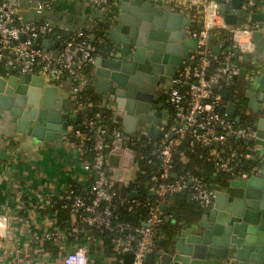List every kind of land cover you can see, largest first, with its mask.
Returning a JSON list of instances; mask_svg holds the SVG:
<instances>
[{
	"label": "water",
	"instance_id": "obj_1",
	"mask_svg": "<svg viewBox=\"0 0 264 264\" xmlns=\"http://www.w3.org/2000/svg\"><path fill=\"white\" fill-rule=\"evenodd\" d=\"M117 2L116 15L108 21L107 30L113 48L105 57L95 58L93 77L85 89H95L106 113L116 125H122L126 134L134 133L136 127L146 128L147 137L155 140L160 129L172 126L168 110L157 100L173 87V79L190 52L197 49L199 39L189 36L191 19L183 14L137 0ZM244 3L245 0L218 2L217 11L225 26L237 28L238 16H243L245 22L249 19L250 23L264 21V15H250L254 6L245 9ZM235 30L249 32L253 41L261 40V35L250 28ZM26 38L20 34L18 40L24 42ZM40 39V45L34 40L33 50L51 51L58 56L59 51L53 50L57 42L47 35ZM229 45L224 43V47ZM220 53L219 46L211 50L212 57ZM241 74L244 75V70ZM255 85L245 93L252 113L247 122L254 132L250 141L264 150V77ZM59 89L46 85L40 76L13 71L5 74L0 68V120L4 118L13 123L16 133H29L42 142L61 140L68 123L57 110ZM212 89H217V85ZM228 97L225 91L221 100L227 102ZM236 108L235 103H230L220 111L234 116ZM235 121L239 123L240 118L236 117ZM108 139L112 141L113 137ZM114 146L108 155V167L115 181L128 186L137 174L132 165V151L121 148L119 143ZM258 171L259 168L253 174ZM211 189L214 190L213 206L202 220L181 223L170 236L167 250L147 254L145 264H154L156 258L159 264H264V166L257 175L223 180V185H212ZM150 194L155 195L152 191ZM128 198L133 200L135 193ZM161 208L164 211L166 207L162 204ZM124 262L130 264L132 255L126 254Z\"/></svg>",
	"mask_w": 264,
	"mask_h": 264
},
{
	"label": "built area",
	"instance_id": "obj_2",
	"mask_svg": "<svg viewBox=\"0 0 264 264\" xmlns=\"http://www.w3.org/2000/svg\"><path fill=\"white\" fill-rule=\"evenodd\" d=\"M153 1L169 4L170 8L178 7L169 3V0ZM199 1L202 2V7H205L204 0ZM91 3L102 7L106 0H91ZM254 5V0H245L244 8L248 9ZM43 9V5H37L35 14L40 16ZM14 21H18L20 26L13 25ZM202 32L193 34L199 39L197 50L189 54L188 60L183 63L173 79V87L167 94L168 104L172 109V126L160 132L161 139L156 148L157 159L160 162L159 173L157 177H154L155 185L151 191L161 199L166 195L171 197L185 191L189 201L196 203L202 209H207L213 204L214 190L207 189L198 179L188 175L169 181L172 169V149L181 139L187 138L190 146L207 147L211 159L215 162L216 172L229 173L233 170L231 165L238 154L228 148V154L224 156L222 149H226L227 139L234 138L245 143L250 142L254 132L250 126H239L226 113L220 111L221 97L212 95V86L231 88L235 78L241 75L242 70L239 64L242 52L236 44L233 46L231 44L230 51L218 57H212L211 51L205 44V33ZM245 32L249 35V32ZM237 33L242 32L236 31L233 35L235 43L238 42ZM20 34L27 36L24 42L18 40ZM51 34H53V27L49 21L44 20L36 27L34 23L15 19L14 9L6 4L0 5V68L5 74L13 71L21 75L40 76L46 85L59 88L62 79H67L70 81L73 103L79 111L83 107V104L79 102V94L91 79L96 47L88 41V34L79 31L63 43L56 57L51 51L32 49L35 39ZM196 55L199 56V60L193 66ZM88 68H91L90 72H87ZM82 128L92 136L90 150L92 158L84 166V169L89 171L93 177L88 191L89 197L86 199L79 196L71 189L69 201L64 206L72 217L69 235L47 232L41 239V245L48 242L57 244L60 264H90L89 250L85 245L77 241L72 247L66 244L67 239L71 237L78 239L80 230L85 226L114 236V251L122 256L118 264H127L124 262L126 254L132 255L130 264H145V256L156 252L154 245L156 228L162 223L163 210L161 206L148 204V217L140 227L124 223L114 224L117 219L115 201L119 197L116 183L120 182L113 179L107 160L108 155L115 149V143H119L123 149L131 150L130 139L120 130L109 135L107 129L99 123L97 115L86 118L82 123ZM74 133L78 138L85 135L79 127ZM139 135L143 136L141 133ZM109 136H112L113 140L112 147L107 150L106 138ZM217 147L219 150L214 149ZM132 155L134 158L133 151ZM240 157L247 160L253 158L259 160V155L257 157V152L255 153V148L252 146L248 147ZM240 177L245 178L247 175ZM131 203L137 204V201ZM131 210L132 206H128V211ZM169 218L165 217V220Z\"/></svg>",
	"mask_w": 264,
	"mask_h": 264
},
{
	"label": "crops",
	"instance_id": "obj_3",
	"mask_svg": "<svg viewBox=\"0 0 264 264\" xmlns=\"http://www.w3.org/2000/svg\"><path fill=\"white\" fill-rule=\"evenodd\" d=\"M137 1L150 3L158 8L171 10L190 18L189 36L195 38L193 34L197 33L193 31L192 25L198 24L200 31L205 33L204 40L207 49L211 48L210 50H212L213 47L219 46L222 52L226 42L231 43L232 46L237 45L242 52L240 65L244 70V75L241 74L235 80L232 86L234 90H226L229 93L228 101L221 100L220 109L226 108L230 103H235L237 108L234 116L226 114L234 121L236 117H239L240 121L239 123L235 121L236 124L248 126V116H252V113L248 108L245 93L250 91L252 86H256L255 84H259L264 77V41L262 40L264 39V21L250 23L249 19L245 22L243 16H238L237 28L225 26L217 11V0H204L203 11L198 10L199 7H202V2L199 0H169V3L178 6L177 8H170L169 4L153 0ZM254 1V11L250 12V15H264V0ZM2 4L14 9L15 19H20L22 22L35 24L36 20L49 21L53 27V34L48 38L54 43L57 42V46H53V50L60 51L63 43L79 31L89 34L91 40L97 38L98 46L103 45L101 44L103 37L107 38L109 42L106 32H103V37L99 38L101 33L99 23L108 22L116 15L118 2L114 1L111 5L102 7L93 5L91 0H3L0 5ZM37 5L44 7L40 16L35 14ZM227 9L230 12L229 5ZM250 15L247 17L249 18ZM238 28L252 29L253 32L261 35V40L253 41L250 34L242 32L237 33L238 42L235 43L232 37L236 33L235 29ZM217 30L223 31L220 33L225 37L222 42L215 41V31ZM96 35L99 36L96 37ZM41 41L38 42V45L41 44ZM109 50L104 54L96 52V58L105 57ZM192 52L194 51H191L190 54ZM93 69L94 66L92 74ZM62 80L57 110L63 115V120L68 123V129L62 132L61 140L54 143L42 142L30 137L29 133L25 135L16 133L13 123L4 120V118L0 120V264H60L57 244L48 242L42 246L41 239L47 232L69 235L72 223L71 215L70 221L64 220L66 215L64 206L69 200V192L73 187H77L80 192L85 194L90 190L93 177L89 171L84 169L85 163L89 161V157L85 153L86 135L79 136V138L75 136L74 121L82 110L89 109L93 111V116L97 115L99 118L102 113H106L107 109L102 107L103 100L95 94V89L90 91L85 89L90 99L79 111L76 110L74 99L70 93V81ZM91 80L87 84L91 83ZM160 102L163 104L165 102L166 107L164 108L168 109L169 119H171L167 95L159 97L157 103ZM109 117L107 115V118H104V123L117 126V130L122 131L127 138L141 136L139 135L141 133L143 135L141 137L151 140L146 135V128L136 127L134 133L128 135L124 132L121 124L116 125ZM252 147L255 148L257 157L259 155L261 158L260 171L264 166V150L254 144ZM208 152L210 153L209 150ZM132 165L138 173L134 162ZM257 173L250 176L257 175ZM135 177L136 175L134 180ZM163 205L166 210L167 205L164 203ZM210 208L202 209L196 204L187 203L176 212L177 216L181 218L182 224H189L202 220V216ZM205 220L209 221L208 218ZM172 221L171 223H173ZM161 239L165 241L166 248L157 251L165 252L169 240L166 241L163 234H161ZM76 241L85 245L89 250L90 264H112L113 258L104 255L98 240L84 241L71 237L67 239L66 244L68 247H72ZM154 264H159L158 258L155 259Z\"/></svg>",
	"mask_w": 264,
	"mask_h": 264
},
{
	"label": "trees",
	"instance_id": "obj_4",
	"mask_svg": "<svg viewBox=\"0 0 264 264\" xmlns=\"http://www.w3.org/2000/svg\"><path fill=\"white\" fill-rule=\"evenodd\" d=\"M113 2L114 0H106V3L103 6L111 5ZM42 22L43 21L41 20H36L35 26L38 27L42 24ZM13 25H15L16 27L20 26L18 21H14ZM192 27L195 33H198L200 31L198 24H193ZM99 28L101 29L99 38H102L103 32H106L107 34L108 22H100ZM222 32L223 31L221 30L215 31L216 42H222L224 40L225 37L220 34ZM51 35H49V37ZM97 36L99 35H96V37ZM68 39H70V37ZM39 41H41L40 38L37 39V42ZM88 41L96 47V52L101 54H104L105 51L107 52V50H109L111 46V44L108 42L107 38L105 39V37H103L101 41V44H103L102 46L97 45V38L91 40L90 35ZM210 49L208 48L209 51H211ZM231 49L232 47L230 43V45L228 47H225L220 54L226 53ZM198 60L199 56L196 55L192 65H196L198 63ZM90 70L91 68H88L87 72H90ZM229 89L234 90V87L228 89H225L224 87H218L217 89L212 90V95L221 97L222 93L225 90L228 91ZM89 99V94L84 89L79 94V102L85 105L87 101H89ZM169 108L170 114L172 115V109L170 106ZM79 115L74 121V128L76 130L79 127V130L86 135L87 143L85 145V153L89 157L90 161L92 158L90 151L92 147V136L87 133L84 128H82V123L86 118L93 116L94 113L93 111L86 109L85 111L82 110ZM107 115L108 113H104L103 116L98 115V120L99 123L107 129L110 135L118 128L117 126H111L110 124L104 123V118H107ZM237 125L245 126L243 124ZM108 138L109 137L106 138L107 150L112 147V141H110ZM160 139V135L155 140H149L146 137L141 136L130 138L129 147L133 151V162L139 172L136 174L135 180L131 182L128 186L116 183V190L118 192L119 197L115 201V215L117 216V219L116 221H114V224L124 223L133 227H140L148 217L150 204L158 206H161L163 203L166 204L167 209L162 211L164 216L162 223L156 228L157 231L154 241L156 251L162 248H166V245L164 246L165 241L161 239V234L165 235V239H167L166 241H168L170 236L173 235L180 228L179 225L182 223V221L181 218L177 216L178 213L176 211L182 209V207L186 206L187 203L196 204L194 202L189 201L187 194L172 195L171 197H169V199H161L158 198L156 195L150 194L151 189H153L155 185L154 177H157L159 173L158 167L160 162L157 159L156 148ZM189 144V140L187 138H184L181 139L179 143L172 149V169L170 171L171 177L169 181H174L181 176L188 175L192 178L198 179L207 189H211L212 185H223V180H230L233 178L240 177L241 175L250 176L254 173L255 170H257L261 166L259 160L256 158L247 160L240 157L242 153L244 154L247 151L248 147H251L253 145L251 141L245 143L234 138L227 139L225 145L226 149H222L224 156H226L225 154H228V148H231L238 154V157L234 159L231 165L233 170L229 173L216 172L215 162L211 159L208 150H204L199 145L190 146ZM214 149L219 150V147ZM72 190L75 193L79 194V196L85 197L86 199L89 197L88 193L85 194L80 192L77 187H73ZM132 192L135 193V198L133 200H130L128 196ZM132 201H137V204H132ZM128 206H132L131 211H128ZM64 211L66 213L64 220L68 222L67 219L70 221V212L67 209H65ZM165 217H170L169 219H167L168 222H166ZM171 220H173V223H171ZM66 226L68 225L66 224ZM162 231L164 232L162 233ZM79 239H83L84 241H92V239L98 240L101 243V248L103 250L102 252L104 253V255L113 258L112 264H118V262L122 259V256L118 255L114 251V236L109 235L105 231H97L95 229L84 226L80 230Z\"/></svg>",
	"mask_w": 264,
	"mask_h": 264
},
{
	"label": "flooded vegetation",
	"instance_id": "obj_5",
	"mask_svg": "<svg viewBox=\"0 0 264 264\" xmlns=\"http://www.w3.org/2000/svg\"><path fill=\"white\" fill-rule=\"evenodd\" d=\"M164 96H166V93L164 94ZM164 96H163V97H164ZM162 99H163V98H162ZM164 105H165V102H164ZM165 107H166V105H165ZM167 110H168V109H167Z\"/></svg>",
	"mask_w": 264,
	"mask_h": 264
}]
</instances>
